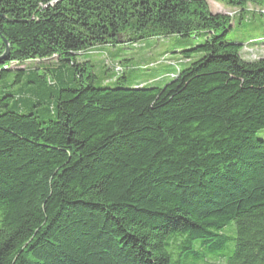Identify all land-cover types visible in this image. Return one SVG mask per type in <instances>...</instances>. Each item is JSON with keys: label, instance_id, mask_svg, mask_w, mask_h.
Wrapping results in <instances>:
<instances>
[{"label": "trees", "instance_id": "16d2710c", "mask_svg": "<svg viewBox=\"0 0 264 264\" xmlns=\"http://www.w3.org/2000/svg\"><path fill=\"white\" fill-rule=\"evenodd\" d=\"M233 24L207 0H0V264H264V58ZM170 36L204 40L155 81L95 60ZM29 61L55 83L23 84Z\"/></svg>", "mask_w": 264, "mask_h": 264}, {"label": "rangeland", "instance_id": "374dc122", "mask_svg": "<svg viewBox=\"0 0 264 264\" xmlns=\"http://www.w3.org/2000/svg\"><path fill=\"white\" fill-rule=\"evenodd\" d=\"M207 1L213 13L225 14L234 18L229 39L236 40L242 45L250 46L242 52L244 59L254 61L264 58V6H248V13L241 20L237 17L238 12L236 10L229 9L213 0ZM203 40V37L199 41H195V38L182 39L178 36H170L146 40L137 45L123 46L120 44L115 47H97L104 57L102 54H98L95 60L98 57L103 60L108 59L109 61L105 62L106 68L110 66L113 68L115 64L122 66L126 76L125 83L123 84L126 87H131L136 83L158 80V78L170 73L174 69L171 65V60L180 58L179 55L173 54L174 51L189 46L193 47ZM253 42H257V45L253 44ZM165 56H168V58L163 59ZM25 66L27 70L26 76L23 78V84L28 80L29 71L33 72L35 69H40L36 72L39 77L35 76V78L40 79L44 74V80L50 79L54 83L57 80V77L49 76L40 67L36 68L33 62H27ZM111 69L106 72L104 69L96 68L97 87L114 86L115 82L112 78L116 75L114 70L112 69L111 71ZM15 76V71H11L5 77L0 78V91L11 85L15 81ZM258 136L264 139V131L260 132ZM231 245L233 252L235 241H232ZM232 252L230 251L229 254Z\"/></svg>", "mask_w": 264, "mask_h": 264}, {"label": "water", "instance_id": "95a60500", "mask_svg": "<svg viewBox=\"0 0 264 264\" xmlns=\"http://www.w3.org/2000/svg\"><path fill=\"white\" fill-rule=\"evenodd\" d=\"M5 43H6L7 47H6V52H5L4 56L6 57V56L8 55V51H9V49H8V44H7V42H5ZM5 57H3V58H5Z\"/></svg>", "mask_w": 264, "mask_h": 264}, {"label": "bare ground", "instance_id": "6f19581e", "mask_svg": "<svg viewBox=\"0 0 264 264\" xmlns=\"http://www.w3.org/2000/svg\"><path fill=\"white\" fill-rule=\"evenodd\" d=\"M257 40V39H256ZM155 81V80H154Z\"/></svg>", "mask_w": 264, "mask_h": 264}]
</instances>
